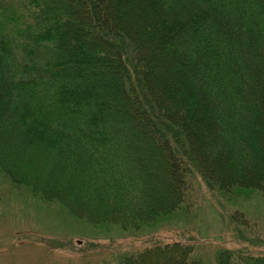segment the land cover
<instances>
[{
	"label": "trees",
	"instance_id": "trees-1",
	"mask_svg": "<svg viewBox=\"0 0 264 264\" xmlns=\"http://www.w3.org/2000/svg\"><path fill=\"white\" fill-rule=\"evenodd\" d=\"M196 179L264 191V0H0L1 181L139 235L188 214ZM195 246L118 264H209Z\"/></svg>",
	"mask_w": 264,
	"mask_h": 264
},
{
	"label": "rangeland",
	"instance_id": "rangeland-1",
	"mask_svg": "<svg viewBox=\"0 0 264 264\" xmlns=\"http://www.w3.org/2000/svg\"><path fill=\"white\" fill-rule=\"evenodd\" d=\"M196 181L199 197L188 214L136 235L94 229L0 180V264H118L124 253L173 240L196 242L195 254L209 264L221 248L264 255V191L227 198Z\"/></svg>",
	"mask_w": 264,
	"mask_h": 264
}]
</instances>
